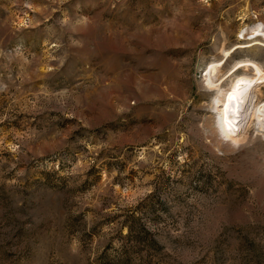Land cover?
I'll use <instances>...</instances> for the list:
<instances>
[{
    "label": "rangeland",
    "instance_id": "obj_1",
    "mask_svg": "<svg viewBox=\"0 0 264 264\" xmlns=\"http://www.w3.org/2000/svg\"><path fill=\"white\" fill-rule=\"evenodd\" d=\"M261 25L264 0H0V264H264V132L221 142L203 86L224 43L264 67L237 49Z\"/></svg>",
    "mask_w": 264,
    "mask_h": 264
},
{
    "label": "bare ground",
    "instance_id": "obj_2",
    "mask_svg": "<svg viewBox=\"0 0 264 264\" xmlns=\"http://www.w3.org/2000/svg\"><path fill=\"white\" fill-rule=\"evenodd\" d=\"M241 38L243 41L237 49L261 50L264 25L243 30ZM235 51L224 43L221 46L223 58L208 64L203 78L207 92L215 93L212 128L221 142L226 140L233 146L240 144L242 137L264 132V67L249 57L235 62L233 69L227 70Z\"/></svg>",
    "mask_w": 264,
    "mask_h": 264
}]
</instances>
